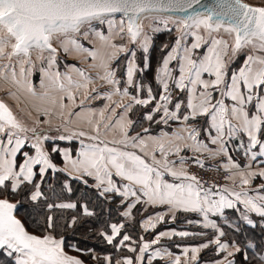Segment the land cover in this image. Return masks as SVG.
Masks as SVG:
<instances>
[{
	"label": "snow or ice",
	"instance_id": "6c2138e0",
	"mask_svg": "<svg viewBox=\"0 0 264 264\" xmlns=\"http://www.w3.org/2000/svg\"><path fill=\"white\" fill-rule=\"evenodd\" d=\"M168 11L185 15L164 18L154 15ZM161 22L168 31L171 29L167 26L174 25L180 37L158 69L156 79L162 93L153 111H162L163 116L155 122L167 124L169 120L182 119L185 126L171 134L165 132L145 140L140 133L130 135L133 121L126 117L132 104L113 101L97 113L85 109L84 101L94 98L93 94L108 100H112L113 95H129L128 87L121 89V81L115 78L112 65L119 61L121 54L128 57L126 84L132 86L134 74L150 67L145 56L143 68H138L135 48L148 53L152 40L150 33L160 32L162 29L157 25ZM104 24L108 26L107 34L96 29L97 25ZM186 36L193 37L190 45L182 44ZM117 38L124 43H117ZM82 40H88L92 46H85ZM202 48L206 51L198 56L197 51ZM241 52H246L242 64L231 67ZM62 54L74 55L85 63L91 61L90 69L103 72L98 71L96 78L112 86L114 91L98 93L97 88L92 87L94 78L76 64L65 61L67 71L61 72ZM172 61L178 62V77L172 75L173 70L169 67ZM37 72L38 86L33 82ZM205 74L211 79H205ZM0 80L11 85L7 95L25 104L18 109V114L0 100V254L10 258L8 264H85L66 251V247L77 252L82 250L66 245L63 234L58 232L64 227L59 218L47 215L42 225L37 223L41 233L37 235L29 232L15 214L25 200L37 202L44 198L41 184L35 178L39 176L43 180L49 170L66 172L84 184L88 183L86 177L93 178L100 197L107 199L108 194H112L121 198L120 203L126 209L121 213L124 217L131 218L133 209L142 203L153 207L167 206L173 219L177 211L202 214L203 226L215 229L218 235L198 246L185 247L184 264H196L198 254L210 245L226 253L223 260L215 264H235L230 257L240 252V247L234 242H222L225 233L208 219V214L235 208L239 202L249 212L264 217V194H260L264 192V184L259 185L255 196H250L244 187L256 177L264 178V170L240 171L241 166L232 162L226 147L228 140L235 138L237 133H244L247 145L241 144V147L251 152L259 146L251 159L264 156V0L256 4L245 0H214L210 5L201 0H167L166 3L165 0H0ZM169 81L175 89L187 92L186 103L177 101L172 111L168 107L173 97ZM78 96L83 99L78 101ZM226 99L231 103H226ZM154 100L157 97L150 86L147 87V98L132 97L134 104L144 107ZM182 105L187 114L181 113ZM117 108L124 109V113L117 114L115 119L106 116V111L116 114ZM33 112L47 119L33 118ZM201 117L206 118L205 123L215 131L212 135L209 129H204L211 145L217 146L215 148L200 138L201 130L197 125ZM29 118H33L31 125L27 123ZM54 119L59 123L53 124ZM144 119L153 121V113L146 114ZM41 125H47L48 130L55 128L61 134L52 137ZM85 125L88 131L84 130ZM110 132H118L119 138L107 139ZM74 138L91 141L85 144L81 140L78 159H73L69 150L54 144L50 151L45 147L46 141H71ZM185 151L207 153L211 158L228 156L229 163L225 168L238 170L228 179L234 181L238 175L241 191L224 187L217 192L205 188L197 175L186 170V158L180 156ZM51 153L62 155L65 168L57 167ZM170 156L179 157V167L177 161L169 159ZM192 160L200 168L204 167L198 155ZM73 173L79 175L73 176ZM166 176L172 177V181ZM64 188L72 192L68 183ZM16 197L21 199L17 202L10 199ZM46 207L50 212L53 208L75 210L78 205L61 202L47 203ZM82 215L92 217L94 213L84 205ZM155 219L164 222L165 214H157ZM77 221L74 216L66 226H75ZM144 226L146 230L154 229L156 223L150 217L144 221ZM110 228L111 234L101 233L108 244H113L117 237H121L120 245L132 240L130 235H121L124 224L112 223ZM173 235L186 237L189 233L160 232L151 243L157 244L162 237ZM149 247V243L139 247L136 262L143 260ZM248 247L257 246L249 244ZM128 250L137 251L130 245ZM153 256L162 258L159 251ZM104 259L107 264H112L110 257ZM244 259L247 261L248 256ZM123 264H134V260L126 257ZM172 264H181L180 257L177 256ZM257 264H264V254L258 256Z\"/></svg>",
	"mask_w": 264,
	"mask_h": 264
},
{
	"label": "trees",
	"instance_id": "16d2710c",
	"mask_svg": "<svg viewBox=\"0 0 264 264\" xmlns=\"http://www.w3.org/2000/svg\"><path fill=\"white\" fill-rule=\"evenodd\" d=\"M158 25L161 26V23ZM101 25H97L96 29ZM106 29V28H105ZM160 32L150 33L152 35V40L149 47L148 53H142L140 49L135 50L137 53L136 64L139 69L143 68L145 63V56H147L148 63L150 67L147 70L140 71L138 70L133 77L134 84L128 87V93L131 97L136 96L140 99L147 98V87H151L153 90V95L157 97V100H154L150 105L144 107L142 105H136L133 107L131 117L134 122L131 133L135 134L140 133L144 134H158L161 131L171 132L174 129L175 123L172 120H169L167 124L161 121L156 123L155 121L161 120L163 112L155 113L153 110L158 101L159 95L162 93V88L159 85L156 76L158 69L162 66V61L167 53L175 46V41L178 36H174V31H168L165 28H161ZM176 32V31H175ZM108 33V32H106ZM174 36V37H173ZM191 36H187V39ZM82 43L83 40H82ZM124 43V41H121ZM85 46L86 43H84ZM185 44V43H184ZM183 44V45H184ZM90 45V44H89ZM169 45V46H168ZM167 46V47H165ZM204 50V49H202ZM246 55V52L242 53L231 67L235 68L242 64V58ZM128 57L125 54L120 55L118 62H114L112 67L116 71V79L121 81L120 87L123 89L127 87L126 84V67L123 68L120 64L121 62ZM65 61L68 60V56H63L60 58V66L65 65ZM80 66L76 61H71V63ZM91 63V61H88ZM172 69L176 66V63L171 64ZM87 67V65H86ZM89 70H95L90 69ZM39 80L38 73L33 77L34 83H37ZM141 86L143 90H141ZM172 89V87H171ZM177 101H184L186 103L187 96L185 92H181L175 100L169 105V110L172 111L174 104ZM162 103V102H160ZM182 108L184 106L182 105ZM181 108V109H182ZM142 114L140 115V113ZM184 113H187V110L184 108ZM148 113H153L154 120L148 121L144 119V116ZM182 113V112H181ZM206 118H199L198 127L204 132L205 128H208V124L205 123ZM191 123V122H190ZM148 129L147 132H144V129ZM205 136V134H203ZM55 145L60 149H70L72 157L75 158L78 156L80 149V143L78 141H52L46 142L45 147L49 151L51 146ZM230 148V153L234 159L238 161L243 160L242 152H235L232 147ZM27 150V149H26ZM34 154V151H33ZM53 162L57 165L58 168H64L65 162L62 155L57 153H51ZM187 162H193L192 158L195 156H190L189 154H182ZM200 159V158H199ZM203 162L204 166H213L220 169H226L216 163H208L200 159ZM229 170V169H228ZM88 180L87 184H84L80 180L73 179L66 172L59 171L53 172L49 170L43 180L39 176L35 178L36 182L41 184V191L44 193V198L37 202H31L25 200L20 204V208L17 212L18 217L23 221L27 229L34 234L41 235L40 231L37 228V223L42 225L46 219L47 215H52L54 218H59V223L64 225L61 229L58 230L59 233L63 234L66 245H74L82 251L77 252L73 251L70 248L66 247V250L74 255L79 256L86 264H107V261L104 257H110L112 264L126 255H131V252L125 248L124 245H120L118 241L121 237H117L114 240L113 244H108L104 236L101 233L111 234L110 225L112 223H122L125 225V228L122 229L123 234L130 235L132 237V244L139 247L141 238L152 239L160 231L172 228L176 229L179 232H188L189 235L186 237L175 236L170 240H166L163 245L168 247L173 252H179L181 247L184 246H198L205 242H208L215 238L218 235V232L212 228H205L200 224V221H203L202 217L196 213L192 212H178L175 215V219L167 218L164 223L160 224L154 232H149L144 234L141 230V222L147 217L146 215L153 213V210H149L144 213L145 207L143 204L137 205L133 210V214L130 220H127L126 217L122 216L121 213L125 211L123 205H121L119 196H113L108 194L107 199L105 197H100L98 190L94 187L95 180L91 177H86ZM68 183L72 192L69 193L65 190L64 185ZM213 191L220 190L221 188H212ZM13 201L17 202L21 198H10ZM61 202H74L77 203L78 208L75 210H64L53 208L50 212L47 209V203H61ZM87 205L90 211L94 213L92 217H84L82 215V206ZM148 210V209H147ZM156 211V210H155ZM76 216L78 218L77 224L72 227H67L66 222H70L71 219ZM243 214L240 212H228L223 216H214L212 221L217 224V227L222 230L225 235L221 237L222 242H228L232 244L233 242L240 247L241 251L237 254V264H257L258 256L264 254V217H255L251 218L252 224L247 223L250 218L245 219ZM170 221H173L170 223ZM230 226H234L233 228ZM133 241L135 243H133ZM131 244V245H132ZM249 244H254L256 248H249ZM125 248V249H124ZM134 255V254H133ZM245 255L248 256V260L244 259ZM223 256L222 253H217V247L215 245H210L209 248L203 249L201 251L199 264L204 262H210L217 260ZM93 257H95L93 259ZM10 258L0 254V264H8Z\"/></svg>",
	"mask_w": 264,
	"mask_h": 264
},
{
	"label": "crops",
	"instance_id": "0c3cea01",
	"mask_svg": "<svg viewBox=\"0 0 264 264\" xmlns=\"http://www.w3.org/2000/svg\"><path fill=\"white\" fill-rule=\"evenodd\" d=\"M253 3H260L261 0H249ZM185 39L182 40V44L184 45H190L192 42H193V37L187 39V36L184 37ZM203 49V48H202ZM198 50L197 51V55L199 56L200 54H202L204 51H206V49L204 50ZM62 57V56H61ZM68 60L71 61H76L80 64V66L78 67H81V68H84L86 71H88V73L94 78V84L92 85V87H95L97 88L98 90V93H110V92H113V88L112 86L110 85H107L105 82L103 81H100L99 79L96 78V74L97 72L99 71L100 74H103L102 70H99V69H95V70H88L86 68V65L84 64L85 62L82 60V59H77L74 55H68ZM175 62L176 63V66L172 69V63ZM171 64L169 65V67L173 70V73H175L173 76L174 77H178V68H179V65H178V62L177 61H172ZM60 66V65H59ZM60 71L61 72H64V71H67L65 65L63 66H60ZM38 73V72H37ZM34 77V76H33ZM38 77H39V73H38ZM205 79H211V77H208L206 74L204 76ZM34 82V81H33ZM0 84H8L6 83L5 81L3 80H0ZM37 86L39 85V80L37 83H35ZM127 87H130L127 85ZM172 87V92H173V97H172V102L173 100H175L177 98V96L181 93V91L177 90L174 88V85L172 84V81H171V85H170V88ZM1 93V92H0ZM186 93V96H187V92ZM3 96V98L13 107L15 108L16 110H18L19 108H23L25 107V104L24 103H19L14 100L13 98H9V97H6L7 95L5 94H0ZM93 97L94 98H91V99H88V100H85L84 101V107L85 109H92L93 111H96L97 113L99 112V110L101 109H105L106 106H109V105H112L113 101H115L116 103H123L125 105L127 104H132V109L130 112L127 113V117L126 119H130L131 121L132 120V117H131V113H132V110H133V107L135 106V104L132 102V97L130 95L128 96H122V95H113L112 96V100H108L106 98H101L99 95L97 94H93ZM217 98H219L218 94H217ZM24 97L22 96L21 97V101H23ZM80 99H83L82 96H78V101ZM226 103L230 104L231 101L229 100H225ZM67 103V101H66ZM171 105V104H169ZM168 105V106H169ZM76 111H80L79 108H76L75 109ZM124 113V109L122 108H117L116 109V114H113V113H110V112H107L106 111V116H113V118L115 119L117 117V114L119 115H122ZM187 114V113H186ZM33 118H39L41 120H45L47 119V117H43V116H38L35 112H33ZM33 118H29L27 119L29 122L32 123V119ZM173 123H175L174 125V129L171 131V132H167L169 134H171L172 132L174 131H179L181 128H183L185 126V122L181 119V120H177V121H172ZM59 123V120H56L54 119L53 120V124H57ZM190 123V122H189ZM235 123V122H234ZM134 124V122H133ZM132 124V126H133ZM131 126V128H132ZM42 128H44L45 130H48V126L47 125H41ZM200 128V127H199ZM205 129H209V131H211L212 135H215V131L210 129L209 128V124H208V128H205ZM84 130L85 131H88V128L87 126L85 125L84 126ZM131 130V129H130ZM201 130V139L208 143L209 144V147L211 148H215L217 147L216 145H211L210 143V137L208 136V133L207 132H203L202 129L200 128ZM166 131H161L159 132L158 134H144V135H141L145 140H148L149 137H159V136H162L163 133H165ZM47 134L52 136V137H56L58 136L59 134L61 133H57L55 131V128H52L51 130H48L47 131ZM203 134H205V136H203ZM130 135H135V134H132L131 131H130ZM113 136H115V138H119V134L118 132H110L108 133L107 135V139H112ZM84 139L83 141L85 142V144L87 143H91V141L87 140L86 138H74L73 140L71 141H78L80 143V150H81V140ZM225 140H228V137L225 136ZM52 141H58V140H51V141H48V142H52ZM64 141H67V140H64ZM47 142V141H46ZM45 142V144H46ZM241 144L243 145H247V136L246 134L244 133H237L236 137L231 139V140H228V143L226 145L227 147V150H228V156H230L232 158V162H235V163H238L241 167H240V171H245V172H248V171H254V172H259L261 170H264V156H257V158L255 160H252L251 159V154L253 152H258V148L259 146H257V148L255 149H252L251 152H247L246 151V147H241ZM150 147H151V144H150ZM229 147H232L234 149L235 152H242L243 153V160L241 161H238L236 159H234V157H232L231 153H230V148ZM64 149H67V148H64ZM70 151V149H67ZM79 150V151H80ZM131 150V149H130ZM136 151L139 152V150L137 149ZM71 153V151H70ZM189 154L190 156H199L200 159H202L203 161L205 162H212V163H216V164H219L220 166L224 167L225 168V165L229 163L228 161V156H216L215 158H211L207 155V153H203V154H196V153H193L191 151H185V152H182L180 153V156H183L182 154ZM73 158V157H72ZM79 158V152H78V156L73 158V159H78ZM170 160H175L177 161V167H179V157L178 156H170L169 157ZM187 161H186V164H185V168L186 170L189 171L188 167H187ZM250 166V167H249ZM65 168V166H64ZM231 172H232V175L237 172L238 170L236 169H229ZM75 175H79L78 173H73V176ZM115 180L119 181V178L117 177H114ZM166 179H168L169 181H172V177H168L166 176ZM240 178L238 175L235 176V180H231L227 185L223 186L220 190H217V192L221 191L224 187H227L229 188L230 190L232 189H235L236 191H241V186H240V182H239ZM120 183H126V182H123V181H120ZM261 184H264V178H261V177H256L255 179L252 180V183L248 186H244L245 187V190L248 191V194L250 196H255L257 195V189L259 188V185ZM260 194H264V192L260 193ZM216 199H218L219 197H215ZM230 199H234V197H229ZM143 204V203H142ZM143 206L145 207L146 210H144V213L149 211V210H153V213L151 214H148V213H145V214H148L146 215L147 217H145L142 222H141V230L143 231L144 234H147L149 232H154V230L162 223L165 222V220L169 217V218H172V213L168 212V209H167V206H161V205H158V206H149L147 204H143ZM148 209V210H147ZM134 210V209H133ZM156 210V211H155ZM240 212V214H243L244 216H246L247 218H250V220H252L251 218H255V217H259V215H257L256 213L254 212H249L245 206L239 202L236 203V207L235 208H225L223 210L222 213H216V214H213V213H209L208 214V219L212 221V217L214 216H223L225 213H228V212ZM178 212H183V211H177L175 212V215L178 213ZM192 213H195V212H192ZM157 214H165V220L164 222H157L155 217ZM198 215H200L204 221V218H203V215L200 214V213H196ZM152 218L153 222L156 223V227L153 229V228H148L147 230L145 229V226H144V221L147 220L148 218ZM127 220L130 219L128 217H126ZM205 222V221H204ZM247 223H249L247 221ZM252 224V221L251 223ZM160 232H179L178 230L176 229H172V228H167V229H164ZM159 232V233H160ZM180 232H183V231H180ZM157 233L152 239H145L144 237L141 239V242L139 243V247L142 246L143 243H149L150 244V247L149 249L144 253V257H143V260L140 261V262H136L135 261V257L139 254V247H137L135 244L133 245L131 241H126V242H130V243H126L125 244V248L128 249V246L130 245L131 247H135L137 249L136 252H131L132 256L131 258H133L134 260V264H172V261L175 260V258L177 256L180 257V261H181V264H184V261H185V256H184V252H183V249L185 247H188V248H191L193 246H184V247H181V250L179 252H173L172 250H170L168 247H166L164 244V242L166 240H170L172 239L173 237L175 236H178V235H173L171 237H162L159 241V243L157 244H152L151 242L156 238V236L159 234ZM132 244V245H131ZM124 248V249H125ZM231 250V248L229 249ZM159 251L161 254H162V258L161 257H155L153 256V254L155 252ZM165 253H171V255H166ZM217 253H222L220 252L218 249H217ZM239 253V252H238ZM236 253L233 257H230V259L234 260L235 264H237V254ZM134 254V255H133ZM223 256L217 260H214V261H210V262H204V263H201V264H215L216 261H219V260H223L224 256L226 255V253H222ZM189 256L191 255V253L189 252L188 254ZM200 255H201V252L198 254V260L196 262V264H199V260H200ZM78 257V256H77ZM80 258V257H79ZM124 258H126V256L124 257H121L118 261L121 262V264H123V260Z\"/></svg>",
	"mask_w": 264,
	"mask_h": 264
},
{
	"label": "built area",
	"instance_id": "2783aa9c",
	"mask_svg": "<svg viewBox=\"0 0 264 264\" xmlns=\"http://www.w3.org/2000/svg\"><path fill=\"white\" fill-rule=\"evenodd\" d=\"M187 167L190 173L197 175L205 188H222L231 181L228 177L232 175V172L228 169L213 166L200 168L194 162H188Z\"/></svg>",
	"mask_w": 264,
	"mask_h": 264
},
{
	"label": "rangeland",
	"instance_id": "374dc122",
	"mask_svg": "<svg viewBox=\"0 0 264 264\" xmlns=\"http://www.w3.org/2000/svg\"><path fill=\"white\" fill-rule=\"evenodd\" d=\"M157 26H159L160 28H165V26H164V24L161 22V26L160 25H157ZM106 28V29H105ZM167 28L168 29H171V30H175L174 31V36H178V38L180 37L179 36V34H180V32L179 31H177L176 30V27L174 26V25H172V24H169L168 26H167ZM97 30H99V31H103V32H105V34H107L106 32H108V26H107V24H104V25H101L100 27H98L97 28ZM151 35V34H150ZM152 36V35H151ZM173 36V37H174ZM185 39V38H184ZM183 39V40H184ZM83 42L84 43H86V45L88 46V47H91L92 45L90 44V42L88 41V40H83ZM116 42L117 43H121V41L117 38L116 39ZM151 43V42H150ZM90 44V45H89ZM169 46V45H168ZM135 50H138L137 48H135ZM239 56H241V54L239 55ZM136 59L138 60V58H137V53H136ZM69 64H74V62L73 63H71V62H68ZM85 65H87V69H88V64H89V62H87V63H84ZM126 64H127V60H126V58L121 62V66L123 67V68H125L126 67ZM76 65H77V63H76ZM89 70V69H88ZM175 73H173V71H172V75H174ZM169 84L171 85V81H169ZM11 88V85H9V84H0V94H5V95H7L6 93H7V91L9 90ZM12 90H14V89H12ZM6 97H9L10 99L12 98L11 96H9V95H7ZM19 105H20V103H19ZM21 106V105H20ZM173 110H174V107H173ZM184 111V108H182L181 109V112L182 113H184L183 112ZM142 114V112L140 113V115ZM165 126L166 125H170V124H164ZM82 140H84V139H82ZM85 143V142H84ZM80 146V145H79ZM80 150V149H79ZM131 219V218H130ZM130 219H128V220H130ZM199 222H200V224L201 225H204V221H200V220H198ZM171 222H173V221H170V223ZM230 227H232V226H230ZM234 227V226H233ZM232 227V228H233ZM146 239H148V238H146ZM67 251V250H66ZM69 254H71V255H73V256H77V255H74V254H72V253H70L69 252ZM79 257V256H78ZM126 257H131V255H126ZM86 264V263H85Z\"/></svg>",
	"mask_w": 264,
	"mask_h": 264
},
{
	"label": "water",
	"instance_id": "95a60500",
	"mask_svg": "<svg viewBox=\"0 0 264 264\" xmlns=\"http://www.w3.org/2000/svg\"><path fill=\"white\" fill-rule=\"evenodd\" d=\"M167 2V0H165V3ZM214 2V0H201V3H203V4H212ZM245 2H247V3H253V2H251V1H249V0H245ZM253 4H256V3H253ZM196 7H199L198 5L196 6ZM154 15H157V16H159V17H162V18H164V17H183L184 15H185V13H183V12H179V11H168V12H159V13H155ZM147 30V29H146ZM220 35H224L223 33H221ZM179 36H180V34H179ZM225 38H227V37H225ZM137 49H139V47H136ZM242 53H244V52H241L240 54H242ZM239 54V55H240ZM61 58V57H60ZM0 100H3L5 103H7L12 109H13V111L14 112H17L18 113V110H16L15 108H13L4 98H3V96L2 95H0ZM19 114V113H18ZM27 123L29 124V125H31L32 123L31 122H29L28 120H27ZM29 135H31V134H29ZM13 202H15V201H13ZM19 208H20V206L18 207V210H19ZM18 210L16 211V216H17V218L18 219H20L19 217H18V215H17V212H18ZM21 220V219H20ZM22 221V220H21ZM23 222V221H22ZM27 228V227H26ZM28 230V229H27ZM29 231V230H28ZM30 232V231H29ZM71 255V254H70ZM81 259V258H80Z\"/></svg>",
	"mask_w": 264,
	"mask_h": 264
}]
</instances>
